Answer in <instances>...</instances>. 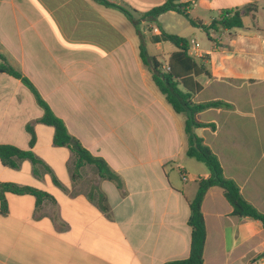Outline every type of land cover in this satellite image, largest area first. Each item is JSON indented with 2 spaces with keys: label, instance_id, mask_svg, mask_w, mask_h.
Here are the masks:
<instances>
[{
  "label": "crops",
  "instance_id": "1",
  "mask_svg": "<svg viewBox=\"0 0 264 264\" xmlns=\"http://www.w3.org/2000/svg\"><path fill=\"white\" fill-rule=\"evenodd\" d=\"M106 1L141 17L151 9L138 13V5L167 0ZM179 2L188 4L189 16L198 2L208 5L211 21L223 10L243 12L241 28L211 30L208 37L191 25L189 37L179 36L206 38L193 57L208 74L196 78L193 101L228 104L197 114L213 127L195 133L244 199L264 214V0ZM117 11L96 0H0V54L122 182L119 188L101 178L92 165L74 173L75 154L54 144V128L39 122L44 112L33 94L0 72V144L31 150L39 159L36 165L19 160L16 168L0 161V185L49 195L38 202L30 193L7 192L5 210L0 200V264H165L190 254L189 201L210 173L187 156L186 117L168 104L140 57L143 42L159 63L164 48L168 65L177 48L164 47L156 23L141 22L156 25L149 42L140 25L138 32L129 22L134 32H126ZM161 16L157 23L168 32ZM28 125L36 135L32 149ZM202 212L204 264H264L263 225L234 215L222 188L207 191Z\"/></svg>",
  "mask_w": 264,
  "mask_h": 264
},
{
  "label": "trees",
  "instance_id": "2",
  "mask_svg": "<svg viewBox=\"0 0 264 264\" xmlns=\"http://www.w3.org/2000/svg\"><path fill=\"white\" fill-rule=\"evenodd\" d=\"M96 1L106 7L120 10L138 32H140L139 25L142 21L156 23L160 31V37L158 39L160 41L170 42L177 48V51L171 54L165 70L162 69L161 64L157 62L154 57L148 55L143 46V42L140 45V57L143 63L147 67H150L154 82L168 104L171 105L172 109L177 114H183L186 117L185 133L187 138V156L203 163L207 167L210 175L207 179H200L198 181L196 195L189 201L190 215L188 218V225L191 228V243L188 258L170 261L165 264H204V249L207 231L202 212V203L207 191L211 187L216 186L223 189L226 200L233 207L234 215L240 218H250L259 221L264 227V214L260 213L244 199L237 183L225 176L224 169L217 155L204 143L202 138L196 135L195 130L198 128L213 127L210 124L199 122L196 118L197 114L209 108L226 107L228 104L220 101L206 103H196L193 101L194 95L200 89L196 78L204 73L208 74V72H206L203 66L189 54L190 41L177 34H170L164 31L157 23V19L162 14L174 11L180 15H184L188 18L192 26L201 28L207 36L210 37L211 30L219 32L221 30L243 27V12L241 10H223L218 19L212 20L208 25H203L201 22H196L190 18L188 10L186 9L188 4H181L179 2L180 0H167L163 4L145 12L139 19L135 17L134 12L123 6L112 4L106 0ZM250 7L251 6H246L244 10L249 11ZM0 59L2 60L0 72L20 80L33 94L37 104L43 109L44 114L39 122L54 128V144L57 147H67L75 154L76 161L74 173H77L84 165H92L101 178L112 181L121 188L122 182L120 177L112 171L105 160L93 156L82 146L77 138L69 133L64 121L54 114L30 79L22 72L11 67L2 54H0ZM26 128L31 135L29 147L32 149L36 142V135L31 125H28ZM26 159L30 160L34 165L39 163V159L36 158L31 150H21L13 145L0 144V161L3 165L16 168L17 161ZM7 192L14 194L30 193L37 197L38 202L49 197L47 193L33 188L19 187L14 184H1L0 200L4 210L6 206L5 194ZM99 205L104 211H108V208L103 205L102 198L99 201Z\"/></svg>",
  "mask_w": 264,
  "mask_h": 264
},
{
  "label": "rangeland",
  "instance_id": "3",
  "mask_svg": "<svg viewBox=\"0 0 264 264\" xmlns=\"http://www.w3.org/2000/svg\"><path fill=\"white\" fill-rule=\"evenodd\" d=\"M163 2L162 1H158V2H148V3H144L141 5H138L136 8L138 13L142 12V11H146L149 9H152L154 7H157L159 5H161ZM198 7L192 11L190 18L191 19H202L204 21H211V17H214V14H211V11L207 5L205 4H201L200 2L197 3ZM117 13L119 14V16H121L122 21H123V25L126 29V32L130 31L134 32V29L132 27V25L129 23V21L125 18V16L117 11ZM137 18L140 17V15H136ZM161 23L163 25L164 28L167 29L168 32L170 33H174V34H178V35H187L188 37L191 35L189 34V30L191 28V24L190 21L188 20V18H186L184 15H180V14H173V13H166L163 14L160 17ZM140 28L141 30H143L145 33L144 35L147 38V42L150 41V36H152L153 34L157 33L158 31L156 30V25L155 24H148V23H142L140 24ZM198 42L202 43L206 41L205 35L203 33H201L200 35L197 36ZM202 41V42H201ZM198 43V44H199ZM164 47L169 50V51H175V47L171 44V43H163ZM161 55H158L160 58V64L163 67V69L165 70L166 66H167V51L164 48L160 49ZM45 138V137H44Z\"/></svg>",
  "mask_w": 264,
  "mask_h": 264
},
{
  "label": "built area",
  "instance_id": "4",
  "mask_svg": "<svg viewBox=\"0 0 264 264\" xmlns=\"http://www.w3.org/2000/svg\"><path fill=\"white\" fill-rule=\"evenodd\" d=\"M189 11V6L186 8ZM190 55L197 57L200 55V46L196 40L190 41V49H189ZM182 179L184 181L188 180V175L186 173H182Z\"/></svg>",
  "mask_w": 264,
  "mask_h": 264
}]
</instances>
